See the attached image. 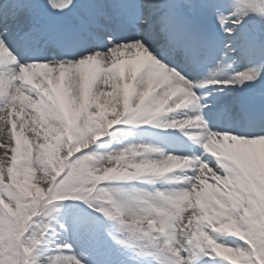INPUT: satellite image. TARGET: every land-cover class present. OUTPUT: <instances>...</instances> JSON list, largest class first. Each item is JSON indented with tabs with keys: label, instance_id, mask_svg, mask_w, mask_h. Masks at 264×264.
<instances>
[{
	"label": "snow or ice",
	"instance_id": "obj_1",
	"mask_svg": "<svg viewBox=\"0 0 264 264\" xmlns=\"http://www.w3.org/2000/svg\"><path fill=\"white\" fill-rule=\"evenodd\" d=\"M0 264H264V0H0Z\"/></svg>",
	"mask_w": 264,
	"mask_h": 264
}]
</instances>
